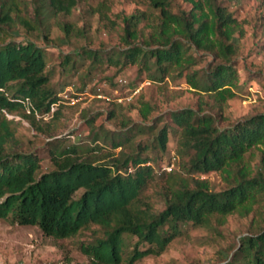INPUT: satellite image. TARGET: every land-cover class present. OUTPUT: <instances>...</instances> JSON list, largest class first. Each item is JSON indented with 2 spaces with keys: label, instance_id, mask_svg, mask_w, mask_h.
Here are the masks:
<instances>
[{
  "label": "trees",
  "instance_id": "1",
  "mask_svg": "<svg viewBox=\"0 0 264 264\" xmlns=\"http://www.w3.org/2000/svg\"><path fill=\"white\" fill-rule=\"evenodd\" d=\"M175 1L144 0L146 10L123 18L121 47L78 46L64 57L66 71L78 74L89 62L92 70L137 66L157 83L180 76L221 111L238 86L237 19L221 0H186L189 10L175 9ZM79 2L0 0V219L57 240L90 233L81 243L90 264H134L163 254L189 227L217 231L214 223L224 226L231 215L254 214L251 231L222 264H264V113L225 126L224 118L201 108L150 119L153 107L142 102V121L123 114L118 130L88 119L91 145L50 135L46 170L34 152L19 148L7 114L35 123L60 100L38 41H49L54 25L66 40L74 35L90 43L85 28L60 17ZM21 33L26 41L16 40ZM202 54L211 61L194 69ZM112 105L109 120L124 108ZM170 135L177 167L157 176L153 156L168 153ZM258 151L262 157L253 166ZM214 172L226 182L220 191L201 178Z\"/></svg>",
  "mask_w": 264,
  "mask_h": 264
},
{
  "label": "rangeland",
  "instance_id": "2",
  "mask_svg": "<svg viewBox=\"0 0 264 264\" xmlns=\"http://www.w3.org/2000/svg\"><path fill=\"white\" fill-rule=\"evenodd\" d=\"M69 15H60L64 21H71L79 28H85L90 43L76 36L68 41L64 33L52 25L50 40L38 41L47 52V70L52 74L53 84L59 91V102L51 113L36 116L35 123L20 115L7 114L15 121V137L19 148L34 152L40 160L41 170L50 166L48 143L55 137H68L69 143L80 146L91 145L92 131L85 122L94 118L96 127L114 131L120 129V120L125 114L133 121L141 122L139 108L142 102L153 107L150 119L170 111L184 108L202 109L224 118L223 125L236 122L248 116L264 113V0H221L234 14L240 32L235 37L237 53L234 57L238 73L236 95L228 100L220 111L212 109L213 99L207 94L195 91L183 77L167 78L154 82L146 77L137 66L120 71L117 67L92 70L84 62L79 73L65 69L64 57L76 47L85 44L93 48L111 50L121 47L123 18L146 10L144 0H79ZM105 6V13L100 12ZM175 9H191L186 0H176ZM17 41H26L25 34H18ZM199 56L194 69L208 66L211 58ZM81 75V77H80ZM114 103L122 105V114L115 120L108 115ZM168 153L160 158L153 156V165L159 176L168 168H176L175 138L170 135ZM118 151V150H117ZM262 153L258 151L252 165L259 164ZM169 172V171H168ZM211 188L220 191L226 182L219 172L201 175ZM264 207V204H261ZM261 206V208H262ZM254 214L241 218L231 215L224 226L217 231L189 227L186 234L175 239L159 256H148L134 264H222L228 252L249 234ZM90 233L74 238L57 240L45 236L39 228L10 224L0 219V264H90L81 251V243Z\"/></svg>",
  "mask_w": 264,
  "mask_h": 264
},
{
  "label": "built area",
  "instance_id": "3",
  "mask_svg": "<svg viewBox=\"0 0 264 264\" xmlns=\"http://www.w3.org/2000/svg\"><path fill=\"white\" fill-rule=\"evenodd\" d=\"M172 168H168L167 170L170 171Z\"/></svg>",
  "mask_w": 264,
  "mask_h": 264
}]
</instances>
